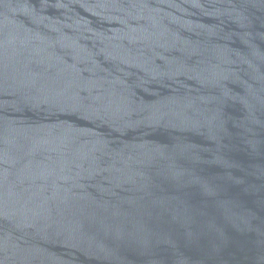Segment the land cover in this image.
Listing matches in <instances>:
<instances>
[{
	"label": "water",
	"instance_id": "obj_1",
	"mask_svg": "<svg viewBox=\"0 0 264 264\" xmlns=\"http://www.w3.org/2000/svg\"><path fill=\"white\" fill-rule=\"evenodd\" d=\"M0 264H264V0H0Z\"/></svg>",
	"mask_w": 264,
	"mask_h": 264
}]
</instances>
